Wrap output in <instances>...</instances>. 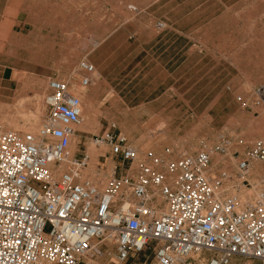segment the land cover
Listing matches in <instances>:
<instances>
[{
  "label": "built area",
  "instance_id": "1",
  "mask_svg": "<svg viewBox=\"0 0 264 264\" xmlns=\"http://www.w3.org/2000/svg\"><path fill=\"white\" fill-rule=\"evenodd\" d=\"M97 78L82 60L69 79L48 80L36 133L0 128V264H128L141 257L152 264H264V196L243 203L231 193L229 174L210 176L213 158L231 148L227 138L193 156L168 159L166 150L142 158L112 124L92 142L126 170L102 187L84 176L90 156L70 154L84 121L73 91ZM262 105L259 88L251 107ZM254 161L264 164V141L238 160L239 186L249 185Z\"/></svg>",
  "mask_w": 264,
  "mask_h": 264
},
{
  "label": "rangeland",
  "instance_id": "2",
  "mask_svg": "<svg viewBox=\"0 0 264 264\" xmlns=\"http://www.w3.org/2000/svg\"><path fill=\"white\" fill-rule=\"evenodd\" d=\"M144 1L139 5L143 7ZM176 2L186 5L187 14L180 20L175 14L174 27L157 34L140 23L139 29L120 31L103 45L102 79L86 89L76 84L73 93L86 109L83 107L84 121L72 140L70 154L90 156L84 176L102 187L114 173H122L116 168H127L109 156L107 147L93 145L92 137L104 134L112 124L142 158L150 152L167 156L166 150L172 153L168 159L193 156L227 138L231 148L213 158L210 176L226 172L234 181L231 193L254 203L264 196V164L251 163L256 170L247 175V187L239 186L236 167L256 141H264V105L251 107L256 91L264 89V0ZM127 7L139 8L136 3ZM5 32L0 21V128L31 133L26 124L36 117L33 131L37 132L47 113L44 97L50 77L24 75L18 70L11 74L6 69L10 58L2 54L9 45L4 44L8 39ZM82 48L75 45L76 50L82 52ZM82 56L77 54V61ZM71 74L60 79L67 80ZM235 152L239 159L233 156ZM110 248L115 253L116 247ZM108 261L104 258L98 264ZM128 264H152L151 257Z\"/></svg>",
  "mask_w": 264,
  "mask_h": 264
},
{
  "label": "crops",
  "instance_id": "3",
  "mask_svg": "<svg viewBox=\"0 0 264 264\" xmlns=\"http://www.w3.org/2000/svg\"><path fill=\"white\" fill-rule=\"evenodd\" d=\"M142 2L0 0V21L6 31L4 38L8 37L4 44H9L3 47L2 52L4 58L7 55L10 58L5 67L11 74L18 70L24 75L60 78L73 73L78 64L86 59L97 71L96 84L102 79L99 68L105 62L103 45L106 46L115 36L120 35V31L139 29L140 23H143L160 34L168 27L175 26V14L178 20L187 14L183 10L186 5L176 0H145L143 7L139 5ZM128 3H136L139 11L132 13L127 7ZM159 23L165 27L158 28ZM128 34L133 37L131 32ZM75 45H83L82 52L76 50ZM77 54L85 57L77 61ZM116 169L121 172V169Z\"/></svg>",
  "mask_w": 264,
  "mask_h": 264
},
{
  "label": "bare ground",
  "instance_id": "4",
  "mask_svg": "<svg viewBox=\"0 0 264 264\" xmlns=\"http://www.w3.org/2000/svg\"><path fill=\"white\" fill-rule=\"evenodd\" d=\"M73 93H76V91L74 90L73 91ZM74 95H77V96H79L78 94H74ZM39 96V95H38ZM27 102V101H26ZM20 103V102H19ZM22 105H25V104H22ZM22 107V106H21ZM24 107H26V105L24 106ZM84 107V106H83ZM85 108V107H84ZM22 109V108H21ZM20 109V110H21ZM86 109V108H85ZM34 110V109H33ZM40 111V110H39ZM90 111H92V110H90ZM22 112H23V110H22ZM27 112V111H26ZM38 112V111H37ZM25 113V112H24ZM90 113V112H89ZM38 114V113H37ZM30 115H32V114H30ZM38 117V116H37ZM26 119V118H25ZM36 122H37V119H36V117L34 118L33 117V119H30V120H28V123L26 124L29 128H30V130H31V133H36V131H33V129H35V127H36ZM88 124V123H87ZM27 128V127H26ZM33 131V132H32ZM93 160H94V162L95 161H97V158H93ZM94 162L92 161V164H94ZM255 164V163H254ZM255 168H254V170H253V168H251V170L249 171V172H255ZM249 174V173H248ZM234 187V186H233ZM257 190V189H256ZM259 190V189H258ZM237 191V190H236ZM260 191V190H259ZM242 192V191H241ZM256 195V194H255ZM246 196V195H245ZM257 196H259V195H257ZM257 198V197H256ZM246 199V198H245ZM245 199L243 198L242 199V202L243 203H246V201H245ZM251 199H249V201H250ZM248 201V202H249ZM251 203V202H250Z\"/></svg>",
  "mask_w": 264,
  "mask_h": 264
}]
</instances>
